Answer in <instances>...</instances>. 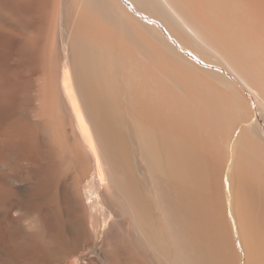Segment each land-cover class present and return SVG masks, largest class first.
<instances>
[{
  "label": "bare ground",
  "instance_id": "1",
  "mask_svg": "<svg viewBox=\"0 0 264 264\" xmlns=\"http://www.w3.org/2000/svg\"><path fill=\"white\" fill-rule=\"evenodd\" d=\"M14 3L26 18L0 20V210L40 141L44 167L76 174L68 203L98 249L118 223L144 264H264V0Z\"/></svg>",
  "mask_w": 264,
  "mask_h": 264
},
{
  "label": "rangeland",
  "instance_id": "2",
  "mask_svg": "<svg viewBox=\"0 0 264 264\" xmlns=\"http://www.w3.org/2000/svg\"><path fill=\"white\" fill-rule=\"evenodd\" d=\"M9 1L0 0V20L4 18L8 21L11 20L13 24L19 23V21L23 23L26 18L25 13H23L25 10L20 5L15 7L14 0ZM22 14L25 18H22ZM162 32L168 45L177 48L176 41L164 29H162ZM14 42L15 39H12L11 43ZM181 51L201 67L211 65L195 58L185 50ZM212 67L214 66L212 65ZM36 87L38 86L36 85ZM36 87L25 86L20 92L21 98L28 96L25 102L23 101L24 105H22L23 111L26 110L24 114L27 118L29 117L28 119H34V113L37 112L34 107L37 103L34 95H38L39 87L37 89ZM33 131L36 132L37 129L34 128ZM36 144L39 147H34L35 149L31 152L30 157L33 158H30L32 166L29 171L24 173L25 176L20 173H13L15 174V176H12L13 182H7L8 191L12 184L9 193L14 192L12 193V202H17V204L10 209L11 211L9 210L10 212L0 210V264H144L143 259L139 253H136L137 251L130 243L129 234L127 228H125L126 224L123 225L124 227L118 223L112 225L106 235L107 238L105 236L103 248L99 249L96 244L100 240L94 243L88 240L85 231L77 229L67 196L70 191L74 190L78 178L76 174L69 173V175L71 174L70 178L66 171L59 172L57 171L58 167L53 165L50 168L44 167L45 148L40 141H37ZM31 184L33 185L31 186ZM57 185H59V188ZM60 202L63 203L62 206H60L62 204ZM57 206H60L58 207L60 210ZM18 222L21 224H18ZM138 256L139 258H137Z\"/></svg>",
  "mask_w": 264,
  "mask_h": 264
}]
</instances>
